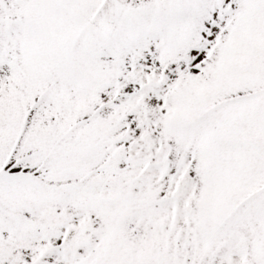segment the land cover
<instances>
[{
	"label": "snow or ice",
	"instance_id": "1",
	"mask_svg": "<svg viewBox=\"0 0 264 264\" xmlns=\"http://www.w3.org/2000/svg\"><path fill=\"white\" fill-rule=\"evenodd\" d=\"M0 264H264V0H0Z\"/></svg>",
	"mask_w": 264,
	"mask_h": 264
}]
</instances>
